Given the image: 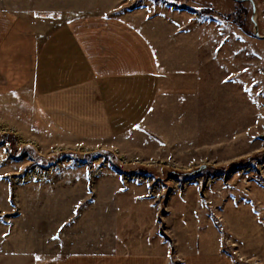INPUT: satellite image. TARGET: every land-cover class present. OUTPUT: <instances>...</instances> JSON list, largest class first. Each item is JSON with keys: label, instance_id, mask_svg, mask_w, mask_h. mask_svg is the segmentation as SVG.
<instances>
[{"label": "rangeland", "instance_id": "obj_1", "mask_svg": "<svg viewBox=\"0 0 264 264\" xmlns=\"http://www.w3.org/2000/svg\"><path fill=\"white\" fill-rule=\"evenodd\" d=\"M252 1L255 15L249 2L234 0L3 2L19 18L37 10L86 20L107 14L118 22L129 9L124 20L147 36L162 68L169 59L197 78L192 93L147 92L152 107L127 134L62 136L25 109L30 119L16 127L1 118L0 145L19 166L12 174L11 247L49 264L84 254L97 264L95 253L120 264L115 260L126 255L141 262L160 257L169 245L167 264H183L178 250L192 243L198 249L211 232L233 264H264V39L252 23L264 36V0ZM157 8L177 27L154 18ZM96 36L100 61L106 37Z\"/></svg>", "mask_w": 264, "mask_h": 264}, {"label": "crops", "instance_id": "obj_2", "mask_svg": "<svg viewBox=\"0 0 264 264\" xmlns=\"http://www.w3.org/2000/svg\"><path fill=\"white\" fill-rule=\"evenodd\" d=\"M3 2L7 0H0V119L12 120L10 127H16L17 120L23 117L30 119L24 114L25 109L37 112L48 130L62 136L80 139L127 134L140 127L141 120L151 109L152 99L145 94L152 93L154 87L156 94L160 92L165 97L177 91L192 93L196 88L193 69L179 70L169 59L162 68L164 63L147 36L138 26L124 20L131 13L129 9H123L118 22L107 14L98 20H86L65 17L57 11L37 10L19 18L10 7L3 9ZM132 10L135 13L136 9ZM154 18L177 27L176 21L162 9L157 8ZM100 33L106 37V57L99 61L98 46L93 38ZM108 39L115 41L108 42ZM99 79L106 80L104 87ZM160 82L161 85L169 83L170 89L161 90ZM36 124L31 121L29 128L34 129ZM7 155L5 145H0V264H49L47 257L19 250L8 243L15 233L12 230L15 217L9 216L13 210L12 174L19 173V166ZM209 233L208 241L197 242L199 248L207 246L208 249H196L192 243L190 248L178 250L185 257L183 264H233L230 256L221 250L220 243L216 246L212 242ZM170 250L168 245L162 256L142 262L138 256L129 255L115 262L167 264ZM93 257H98L97 264H114L113 257L109 259L110 256L98 253ZM91 259L85 254L73 255L64 262L51 263L89 264Z\"/></svg>", "mask_w": 264, "mask_h": 264}, {"label": "trees", "instance_id": "obj_3", "mask_svg": "<svg viewBox=\"0 0 264 264\" xmlns=\"http://www.w3.org/2000/svg\"><path fill=\"white\" fill-rule=\"evenodd\" d=\"M193 12H197V10H193ZM3 140V139H2ZM3 141H5V140H3ZM76 160V159H75ZM110 161V164H111V166L113 167V169L115 170V172H117L118 174H120V172H121V168H120V166L115 162V161H113V159H111V160H109ZM75 162V161H74ZM76 162H78L77 160H76ZM82 163H87V162H83L82 161ZM49 164H46V166L44 165V166H40L41 167V169H47L49 166H48ZM148 171V170H147ZM149 175V177L150 178H156V175L154 174V172H150L149 171V173H148ZM120 175H122V174H120ZM132 175V174H131Z\"/></svg>", "mask_w": 264, "mask_h": 264}, {"label": "water", "instance_id": "obj_4", "mask_svg": "<svg viewBox=\"0 0 264 264\" xmlns=\"http://www.w3.org/2000/svg\"><path fill=\"white\" fill-rule=\"evenodd\" d=\"M234 1H236V2H242V1L249 2L250 5H251L252 14L255 15L256 9H255V5H254L252 0H234ZM252 23H253V26H254V35L256 37H258L259 39H264V36H259L257 34V23L255 22L254 18H252Z\"/></svg>", "mask_w": 264, "mask_h": 264}, {"label": "bare ground", "instance_id": "obj_5", "mask_svg": "<svg viewBox=\"0 0 264 264\" xmlns=\"http://www.w3.org/2000/svg\"><path fill=\"white\" fill-rule=\"evenodd\" d=\"M255 20V19H254Z\"/></svg>", "mask_w": 264, "mask_h": 264}]
</instances>
